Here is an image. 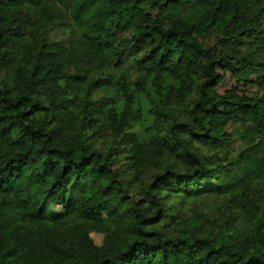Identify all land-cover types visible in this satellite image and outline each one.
<instances>
[{
    "label": "trees",
    "instance_id": "1",
    "mask_svg": "<svg viewBox=\"0 0 264 264\" xmlns=\"http://www.w3.org/2000/svg\"><path fill=\"white\" fill-rule=\"evenodd\" d=\"M0 264H264V0H0Z\"/></svg>",
    "mask_w": 264,
    "mask_h": 264
},
{
    "label": "rangeland",
    "instance_id": "2",
    "mask_svg": "<svg viewBox=\"0 0 264 264\" xmlns=\"http://www.w3.org/2000/svg\"><path fill=\"white\" fill-rule=\"evenodd\" d=\"M54 32V33H53ZM52 32V38L56 41L64 40L66 38L64 32L60 28L54 29ZM106 52V51H105ZM71 58L69 57H57L53 58L49 61L50 65L56 66L58 68H63V69H68L71 73L70 75L72 77H79L78 74L82 73L81 68H77L74 64L75 61L70 60ZM102 66V65H101ZM130 67V64L126 66V69ZM113 71V76H116L118 74V69L111 70L107 66L103 65V71ZM111 73V72H109ZM85 75V74H84ZM254 81L253 79L251 83L247 86H243L241 83L230 77L228 74L223 73V79L221 83L219 84L217 90L219 94H222L223 92L230 90V89H238L240 92L239 93H244L247 97H251L254 94L255 87H254ZM110 90L107 89V92ZM57 93H53V97H56ZM104 95V92L101 91V89L96 92L95 97H101ZM137 125V124H136ZM141 126L138 124V127L135 128V130H140ZM123 167L122 164H120V168ZM129 193L134 196L135 199H138V188L136 186H130L129 187ZM200 204L202 205V208L208 209L212 208L214 206V200L211 197H204L201 198ZM91 240L95 245H100L102 241V236L97 234V233H92L90 235ZM91 248V243L90 241H87V243L84 245L83 249L88 250Z\"/></svg>",
    "mask_w": 264,
    "mask_h": 264
}]
</instances>
